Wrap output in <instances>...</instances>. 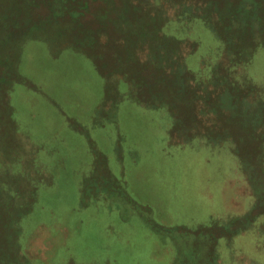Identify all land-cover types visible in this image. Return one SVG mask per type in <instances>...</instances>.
<instances>
[{"label": "rangeland", "instance_id": "obj_1", "mask_svg": "<svg viewBox=\"0 0 264 264\" xmlns=\"http://www.w3.org/2000/svg\"><path fill=\"white\" fill-rule=\"evenodd\" d=\"M0 264H264V0H0Z\"/></svg>", "mask_w": 264, "mask_h": 264}, {"label": "trees", "instance_id": "obj_2", "mask_svg": "<svg viewBox=\"0 0 264 264\" xmlns=\"http://www.w3.org/2000/svg\"><path fill=\"white\" fill-rule=\"evenodd\" d=\"M165 11V12H164ZM166 13H168V9L167 8H162V10H157V11H155L154 12V14H152L153 15V17H152V20H151V23H150V27L152 28L153 26H158L157 27V29L155 30L154 29V31H153V33H155V35L153 36L154 37V39L155 40H157V41H164V37L165 36H167L168 34H165V32H164V27H163V25L162 26H159L160 25V23H159V21H162V19H163V16L166 14ZM168 19H176V17H175V15H172V14H168V17H167ZM158 24V25H157ZM142 28H143V25H142ZM150 29V28H149ZM169 35H172V36H174L175 37V39H177L176 38V36L173 34V32H172V34H169ZM175 41H179V40H175ZM190 42V41H189ZM191 46H194L193 44H191ZM193 49V48H192ZM239 50V47L237 48V51ZM243 50L244 51H241V52H237V55H240L241 56V58H239L238 59V61H242V60H246V57H248V55L250 54H247V50H246V46L243 48ZM252 53V52H251ZM123 59V58H122ZM121 59V60H122ZM122 65H125V62L124 63H122ZM125 67H128V64H126L125 65ZM127 76V75H126ZM127 77H129V76H127ZM127 81L129 82V83H137V82H139L140 81V79H138V80H136V79H133L132 81L130 80V79H127ZM134 83V84H135ZM133 85V84H132ZM256 222V219H255V217L254 218H252L251 220H249L248 222H246V224H244L241 228H239L238 230H236V234H240L241 232H244V231H247V230H250L251 228H252V226H253V224ZM183 229H186L187 230V228H185V226H184V228ZM233 234V233H232Z\"/></svg>", "mask_w": 264, "mask_h": 264}]
</instances>
